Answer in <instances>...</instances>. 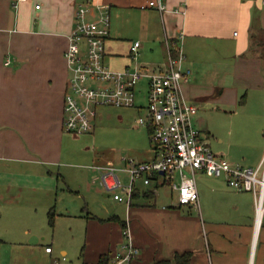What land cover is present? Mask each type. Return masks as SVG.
<instances>
[{
    "label": "crops",
    "instance_id": "crops-1",
    "mask_svg": "<svg viewBox=\"0 0 264 264\" xmlns=\"http://www.w3.org/2000/svg\"><path fill=\"white\" fill-rule=\"evenodd\" d=\"M82 1L0 0V190L2 175L24 174L32 179L30 187L48 191L43 177L56 167L60 169L69 157V131L63 127L69 79L65 50L75 10ZM95 1L111 5L110 34L106 40L110 67L163 70L168 65L166 38H170L182 45L186 67L197 64L195 57L200 47L208 45L210 48L215 72L212 85L206 84L204 88V85L193 84V70L183 82L185 97L197 106L206 101L216 109L233 104L247 83L264 90V57L255 50L248 54L253 36H256L255 32L252 36V25L264 28L263 0H165L167 8L164 11L151 6L150 0ZM37 2L41 4L39 8L35 6ZM136 40L140 44L135 51L132 47ZM147 88V79H143L136 88L137 104L134 106L137 108L146 103ZM206 132L210 135L209 128ZM200 133L202 135L201 130ZM151 151L150 156L138 160L155 158L153 144ZM263 155L264 140L261 139L254 159L257 163L246 166L258 165ZM98 165L117 166L115 163L87 166L98 170ZM203 175L197 173V183ZM222 177L213 176V179L220 183L223 180L230 186ZM128 179L127 173L124 181ZM9 181L12 183L13 179ZM140 184L146 188L142 189ZM5 187L10 188L9 185ZM230 187L237 191L233 210H202V201L207 206L212 198L208 200L209 196L201 193L199 183V207H196L179 203L177 196L171 204L157 205L160 189L170 191L171 196L175 190L168 184L146 185L139 180L140 192L131 205L122 201L127 206L125 215H86L85 244L79 264L100 261L109 264L118 251L125 253L123 221L129 227L133 243L140 247L138 257L131 264H153L161 259L174 261L176 253L185 251L191 253L188 264H264V246L257 250L264 219L256 230L253 192ZM210 188L213 194L217 190L214 186ZM146 189L151 190V196L143 194ZM104 194L112 195L107 191ZM33 196L36 198V194ZM2 197L0 192V200ZM40 207L48 209V215L52 210L55 218L48 201L40 199ZM54 218L50 220L52 223ZM25 233L32 235L33 232L29 229ZM39 241L38 235H32L29 242H20L25 247ZM47 246L52 247L46 243L45 253L53 254L54 248L48 251ZM62 254V258L55 257L51 264L55 260L60 264L69 260L65 250ZM17 261L12 258L13 264Z\"/></svg>",
    "mask_w": 264,
    "mask_h": 264
},
{
    "label": "rangeland",
    "instance_id": "rangeland-1",
    "mask_svg": "<svg viewBox=\"0 0 264 264\" xmlns=\"http://www.w3.org/2000/svg\"><path fill=\"white\" fill-rule=\"evenodd\" d=\"M195 58L197 64H190L193 70L191 78L195 81L193 84L204 85V88L206 84L212 85L215 72L209 46L200 47ZM107 60L106 56L105 61L109 64ZM239 94L238 100L233 104L221 105L222 109H216L208 101L202 103L198 106L194 122L216 154H223L233 163L254 165L257 163L254 159L259 141L264 140V90L247 83ZM144 114L146 110H139L136 106L99 105L93 131L80 134L67 132L69 157L60 169L56 167L43 177L48 191L41 192L30 187L32 179L27 175H2L6 184L2 181L0 190L3 196L0 200V264H13L12 258L18 259L17 264H51L55 257L62 258V250L69 257L62 264H79L85 244L86 215H125L127 208L124 202L104 194L106 191L99 178V171L87 165L115 163L123 166L124 156L136 160L150 156L153 142L147 126L138 120ZM207 128L210 135L206 132ZM200 173L204 174L198 180L201 193L207 194L208 200L212 198L207 206L202 201V210H233L237 191L223 180L220 183L213 179L214 175ZM120 174L123 179H127V173ZM10 178L13 179L12 183ZM8 185L10 188L6 189ZM140 185L142 189L146 188ZM211 186L217 189L214 194ZM176 196L177 191L171 196L170 191L162 188L159 190L157 205L171 204ZM40 199L48 201L53 207V223L49 219V210L40 207ZM29 229L32 235L40 237V241L25 248L20 241L31 240L32 235L25 233ZM46 243L54 248L53 254L45 253ZM262 246L264 228L259 233L257 250Z\"/></svg>",
    "mask_w": 264,
    "mask_h": 264
},
{
    "label": "built area",
    "instance_id": "built-area-1",
    "mask_svg": "<svg viewBox=\"0 0 264 264\" xmlns=\"http://www.w3.org/2000/svg\"><path fill=\"white\" fill-rule=\"evenodd\" d=\"M149 4L161 11L167 8L165 0H150ZM35 6L39 8L41 4L37 2ZM110 22V3L83 0L75 10L65 50L69 79L63 127L75 134L92 131L99 105H136V88L147 79L146 103L138 105L146 114L140 115L138 120L150 127L156 156L144 161L124 156L123 167L98 165L105 190L115 199L131 205L139 180L146 185L164 183L177 191L179 203L199 207L197 173L223 176L230 186L253 192L255 228L259 229L264 219V155L258 165L246 166L233 163L212 150L193 122L198 106L188 101L183 92V82L192 69L184 66L185 54L180 43L166 38L168 65L163 70L110 67L105 61ZM139 44L136 40L132 48L136 51ZM122 170L128 173V181L119 173ZM124 235L125 253L118 251L109 264H131L138 257L140 247L133 243L127 223ZM46 249L51 251L52 247ZM54 264L60 261L55 260Z\"/></svg>",
    "mask_w": 264,
    "mask_h": 264
},
{
    "label": "trees",
    "instance_id": "trees-1",
    "mask_svg": "<svg viewBox=\"0 0 264 264\" xmlns=\"http://www.w3.org/2000/svg\"><path fill=\"white\" fill-rule=\"evenodd\" d=\"M251 28H252V36L254 35L253 34L254 32L256 33V36H253V40L250 45V52H248V54H251L252 50H255L258 53H260L262 57H264V28L257 26L254 27L253 25ZM176 50L177 49L175 48L174 51L176 52ZM149 132H150V127H149ZM139 192H140L139 188L136 187L133 193V198L139 195ZM151 193L152 192L150 189H146L145 191H143V194L146 196H151ZM49 215H50V220L53 221L54 215L52 210H50ZM125 227H126V221H123V230H125ZM190 257H191L190 251H185L183 253H176L174 261L172 259H161L155 261L153 264H188ZM98 264H106V263L100 261V263Z\"/></svg>",
    "mask_w": 264,
    "mask_h": 264
},
{
    "label": "bare ground",
    "instance_id": "bare-ground-1",
    "mask_svg": "<svg viewBox=\"0 0 264 264\" xmlns=\"http://www.w3.org/2000/svg\"><path fill=\"white\" fill-rule=\"evenodd\" d=\"M257 230H258V228H257Z\"/></svg>",
    "mask_w": 264,
    "mask_h": 264
}]
</instances>
